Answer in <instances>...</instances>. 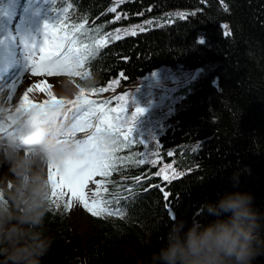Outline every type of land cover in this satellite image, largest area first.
Returning a JSON list of instances; mask_svg holds the SVG:
<instances>
[{"label": "trees", "instance_id": "1", "mask_svg": "<svg viewBox=\"0 0 264 264\" xmlns=\"http://www.w3.org/2000/svg\"><path fill=\"white\" fill-rule=\"evenodd\" d=\"M49 2L67 23L98 17L85 25L89 36L108 41L86 69L96 87L108 89L96 92V100L127 94L128 116L136 106L144 109L132 127V137L144 145L135 143L117 155L138 159L145 152L157 163L118 162V171L99 177L111 181L110 192L124 196L131 187L134 195L122 202L125 219L91 215L84 239L63 205L59 210L54 205L44 223L51 247L42 264H142L162 245L169 212L190 224L200 204L225 192L250 193L253 206L264 213V0ZM113 7L116 12L109 11ZM167 164L172 168L162 176L175 170L179 177L170 184L155 175ZM156 184L171 193L167 202L150 187ZM253 264H264V255Z\"/></svg>", "mask_w": 264, "mask_h": 264}, {"label": "clouds", "instance_id": "2", "mask_svg": "<svg viewBox=\"0 0 264 264\" xmlns=\"http://www.w3.org/2000/svg\"><path fill=\"white\" fill-rule=\"evenodd\" d=\"M95 84L93 76H64L52 86L58 102L19 113L0 94V264H42L47 255L48 165L79 154L64 101ZM113 139L104 135L105 142ZM232 179L238 183V173ZM204 216L213 219H197ZM165 227L162 245L142 264H253L264 255V213L248 192H225L200 204L190 224L172 214Z\"/></svg>", "mask_w": 264, "mask_h": 264}, {"label": "snow or ice", "instance_id": "3", "mask_svg": "<svg viewBox=\"0 0 264 264\" xmlns=\"http://www.w3.org/2000/svg\"><path fill=\"white\" fill-rule=\"evenodd\" d=\"M126 0H117V3L122 4ZM227 11V6H224ZM110 12H116V8H110ZM67 12V9H64ZM142 15V13H141ZM183 16L195 15V13H182ZM120 15L116 16V20H120ZM87 21L83 23H67L65 18H60L55 23H45L44 33L41 41L37 43L32 41H22L29 49L28 61L30 72L33 77H64L71 76L73 78L82 79L92 74L86 70L90 61L93 60L99 51L106 46L108 41L101 37L100 39L94 36H89V30L86 29ZM147 23H151L148 21ZM223 29H228L227 24L222 25ZM117 31H120L119 29ZM136 35L135 32L130 33ZM226 36L231 35L230 31L224 33ZM111 34L109 33V36ZM121 37L116 36L115 39ZM87 39L89 42H85ZM203 43L201 39L199 41ZM124 74L121 73V76ZM76 80V79H74ZM112 84L118 81H112ZM111 86V85H110ZM35 87L40 91H45L46 87L52 85L41 81ZM105 87H92L90 89H80V94L70 100L64 101L68 106V119L72 121L76 129V143L79 148V154L74 157H68L60 163H49L48 165V183L51 189L50 192V211L60 209V204L63 203V211L67 212L74 206L79 205L90 213L93 217L111 218L119 217L126 218V208L122 207V202L128 201L134 195L133 189H126L127 195L121 196L117 192H110L106 186L111 183L107 179L94 180V177L108 178L113 172L118 171V162L128 161L132 165H146L157 163L156 160L150 158L149 153H137L138 159L131 157L118 156L117 153L123 148H130L135 143L143 144V141L136 140L132 137V127L138 114H141L144 109L136 106L131 116L126 113L128 111V100L125 96H114L109 100L98 101L90 99L89 93L106 92ZM31 88H27L22 95L18 97V103L15 104L17 113L27 111L33 107H43L49 103L58 102V98L51 92H47L48 99L41 103H34L29 99ZM14 91L9 89L5 96L11 104ZM116 101V106H111V101ZM11 121L12 117L9 116ZM3 129H0L2 132ZM78 133H83V136H78ZM111 134L114 139L111 142L104 141L105 134ZM159 148V145L156 146ZM151 155H160L159 152L151 153ZM172 151L167 153L171 157ZM172 165L167 164L155 173L157 177H161L167 169H171ZM191 171V169H189ZM184 173H180L183 175ZM147 175V174H146ZM151 178V177H148ZM179 178L173 170L171 176L163 175L162 179L169 184ZM136 184H140L142 179L140 176L134 178ZM89 182L96 185L92 199H89L85 189ZM151 188H158L167 202L171 193L165 190L161 185H150ZM148 191V189H145ZM68 199L65 202L64 197ZM166 208L169 204L166 203ZM169 215H172L169 212Z\"/></svg>", "mask_w": 264, "mask_h": 264}, {"label": "rangeland", "instance_id": "4", "mask_svg": "<svg viewBox=\"0 0 264 264\" xmlns=\"http://www.w3.org/2000/svg\"><path fill=\"white\" fill-rule=\"evenodd\" d=\"M33 4L30 2L22 7V9H17L15 11V2H12L10 6L8 7V14L9 15L11 12H13L12 17L14 18V21H16L17 26L19 27L20 33L19 35L21 36V39L19 41L15 40L13 38V35L9 34L7 39L6 38V30L8 27H6V30L2 27L4 24V21L0 20V39L6 41L5 44L3 45L6 47L8 50H10L13 53L14 57H17L16 51L18 50V45L19 48H21L22 41L24 40L25 36L29 33V40L30 43L32 41H36L39 43L43 37L44 33V24L51 22L46 21L45 23H41L39 20L40 17V12L39 11H33L32 10ZM32 12V13H31ZM20 14V16H19ZM15 28H11V30H14ZM21 69V67H20ZM62 77H47V76H36L33 77L30 72V66L29 68L26 69L24 74L20 75L17 77L14 82L10 83L7 85V88L5 91H3L1 94L6 93L9 89H12L14 91L13 94V99L11 104L15 105L18 103V97L19 95H22L23 92L27 88H31L32 91L29 92V98H32V101H34L36 98H40L42 96H47V92L53 93V87L45 89V91H40L35 87L36 84L40 83L41 81H45L47 84H50L53 86V84ZM32 93V95H31ZM81 136V135H78ZM91 182H89L88 187L85 189V191L88 193L89 199L94 198L91 194ZM93 193V192H92ZM65 198H68L65 196ZM69 220L71 225L75 228L76 232L78 235L84 239L85 237V232L90 228L91 226V219L87 215V213L84 211L82 207L79 205L74 206L71 210H69Z\"/></svg>", "mask_w": 264, "mask_h": 264}]
</instances>
